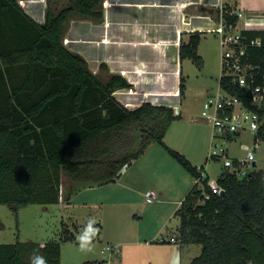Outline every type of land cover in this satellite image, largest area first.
I'll return each instance as SVG.
<instances>
[{
    "label": "trees",
    "instance_id": "trees-1",
    "mask_svg": "<svg viewBox=\"0 0 264 264\" xmlns=\"http://www.w3.org/2000/svg\"><path fill=\"white\" fill-rule=\"evenodd\" d=\"M103 2L69 0V6L58 14L48 7L41 25L17 0H0V205L15 213L28 205H56L63 174L87 186L115 183L125 168L159 143L197 181L176 213L180 244L202 248L189 264H264V171L254 169L239 177L223 168L216 185L225 195H217L209 177L203 176L204 167L194 166L164 143L180 114L170 106L150 102L136 109L125 107L115 93L132 85L117 74H110L103 83L90 72L83 56L63 45L72 17L102 21ZM226 17L229 23L237 22L236 17ZM202 34L196 32L187 42L181 41V64L190 59L203 67L198 55ZM248 35L264 38L260 32ZM253 55V62L264 71V48L254 50ZM101 70L108 68L102 64ZM221 85L241 95L239 88L223 79ZM175 88L171 96L161 95L168 104H173L171 98L185 96L182 71L179 94ZM259 114L255 140L264 143V109ZM63 235V242L75 240L68 228ZM36 250L48 264H61L57 242L0 244V264H30Z\"/></svg>",
    "mask_w": 264,
    "mask_h": 264
},
{
    "label": "rangeland",
    "instance_id": "rangeland-1",
    "mask_svg": "<svg viewBox=\"0 0 264 264\" xmlns=\"http://www.w3.org/2000/svg\"><path fill=\"white\" fill-rule=\"evenodd\" d=\"M131 1L133 0H104L100 7L103 13L102 21L96 22L73 16L66 27L63 45L74 53L82 54L88 62L90 72L103 83L109 80L111 73L109 69L101 70V65H106L103 59L108 54L106 50L110 48L109 44L117 40L114 35L111 36L114 40H110L109 27L117 22L118 28H125L138 25L144 20L141 15L123 13L131 11ZM225 2L229 8L248 15L261 14L264 11V0H225ZM17 3L41 25L45 23L48 7L54 14H58L69 6V0H17ZM186 13L188 15L186 19L193 16L192 19L200 23H197V26L189 25L188 27L184 20L183 28L188 27L189 29V32L184 33L181 27L176 25L172 29V15L168 14L164 26L165 30H173L172 35L166 30V36L160 42L165 44V48L168 46L176 49L180 38L187 42L190 35L196 32L203 33L198 49V55L203 60V67L199 68L190 59L183 61L182 72L186 80L185 96L182 100L171 98L173 104L171 101L169 104L170 107L179 111L181 118L173 122L164 143L182 154L194 166L204 167L205 174L209 177V184L214 185L217 177L223 171V161L210 160L208 163L206 162L211 154L213 129L202 119L201 112L204 102L217 94L219 80L222 77L219 37L206 28L213 27L210 19H207L209 23L205 20L207 17L215 20L217 14L215 11L202 12L197 7L187 9ZM146 25V22H142L143 27ZM180 25L182 24L180 23ZM204 28L209 31H202ZM98 31L101 37H98ZM123 33L122 29L118 36L125 38ZM120 41L127 45H133L131 40L124 41L122 39ZM140 89V91L130 90L126 94L136 93L137 97L135 98L139 97L141 99L139 103L142 104L153 102V100L159 102H154L156 105L168 104L167 98L163 99L161 95H150V97L144 90V86ZM165 95L169 96L170 94ZM118 96L121 98V93ZM254 136L253 132H244L231 141L228 144L229 157L244 160L247 153L253 150ZM150 150L149 153H146L148 155L141 156L125 168L124 176H121L116 183L89 187L73 182L65 175L62 180L61 201L56 205L23 206L17 213L13 212L9 206L0 205V221L3 226L0 228V244L19 242L27 246L33 244L43 246L47 243L57 242L61 244V264H84L107 260L104 259V256L110 257V251L102 254L101 250L108 243L131 242L138 236L145 241V238L154 237L158 228L165 224L169 236L178 237L180 241L177 231L180 221L176 217V213L179 209V201L188 195L195 179L161 144H153ZM255 159L256 167L253 168L251 165L249 171L254 169L264 171L263 142L260 144V149L255 152ZM122 184H126L131 192L126 190ZM147 192H154L155 195L150 204L146 201ZM89 218H95L102 226L99 228L102 235L100 237L99 233L95 238L93 251L84 253L79 251L76 236L87 224ZM64 228H68L74 234L75 240L62 241ZM134 234L138 236H132ZM162 241L160 240V242ZM156 243L160 244L157 241ZM188 246L190 249L184 247L181 264H189L201 254L200 245ZM120 250L121 253L117 256L123 264H151L149 258L158 254L156 247H150L147 251L141 248L137 249V247L129 249L128 246L122 245ZM115 257L112 258V261L117 260Z\"/></svg>",
    "mask_w": 264,
    "mask_h": 264
},
{
    "label": "crops",
    "instance_id": "crops-1",
    "mask_svg": "<svg viewBox=\"0 0 264 264\" xmlns=\"http://www.w3.org/2000/svg\"><path fill=\"white\" fill-rule=\"evenodd\" d=\"M226 6L227 4L225 0H133L131 1V8H130L131 11L129 12L127 11L123 13L126 14L133 13L136 15H141L144 18L142 22L143 23L146 22L147 25L143 27L142 22H139L138 25L135 24L134 26L118 28L116 22L114 23V25L111 24L112 26H110L108 29V36L110 40H114V38L111 37L112 35L117 37V40L112 41V43L109 44L110 48L106 50L108 54L105 55L103 61L104 63H106L111 74H117L123 76L132 85L131 89L117 91L115 93V97L125 107L129 109H136L142 105V103H139L141 99L139 97L138 99L135 98L137 97L136 93H134L135 95L130 93L126 94V92L130 90L140 91L141 90L140 88L144 86L145 88L144 90L148 92L149 96L150 95L159 96V95L171 94L173 92L172 89L176 87L175 89L178 91L179 94V83H180V76L182 71V64L179 57V48L183 38L179 39L180 41L176 49L172 47L169 48L168 46L167 48H165V44L163 42L162 43L160 42V40H163L164 37L166 36L165 34L166 30H168V32H171V35L173 31L171 29L165 30L164 24L166 22V15L168 14L172 15L171 18L173 24L172 29H174L176 25L178 27H181L184 33H187L189 32L188 31L189 25H193L194 27L198 25L197 23H200L199 21L192 19L193 16L189 19L188 18L186 19V17L188 16L186 13L187 9L191 7H197L200 8L202 12H212V11H217L219 7L224 8ZM184 20H186V23L188 24V27L186 28H183ZM180 23L182 25H180ZM122 29L124 32L123 37L125 38L118 36ZM97 35L98 37H101L100 32ZM121 38L124 39V41L131 40L133 42V45L131 46L124 44L122 41H120L122 40ZM80 55L82 56V54ZM120 93H121V98L118 96ZM177 99H180L179 95ZM150 103L154 104V100L153 102ZM130 105L132 107H129ZM173 109L175 110L176 115H178L179 111L175 108ZM151 148L152 145L147 149L145 154L149 153V151H151L150 150ZM124 171L122 172L121 176H124L125 174ZM64 177L65 174L62 175V180ZM94 186H98V185H93L89 187H94ZM122 186L125 187L126 190L131 192V189L126 184L125 185L122 184ZM61 191H62V185H61ZM183 200L184 198L181 199V201H179V209ZM97 227L102 228L100 224H97ZM178 229L179 228L177 227V231ZM167 231L168 228L167 225L165 224L158 228V231L154 235V237H150L149 239L145 238L144 239L145 241H143V239H141L138 235L134 234L132 236H138V237H135L134 238L135 240H132L131 242L126 241L125 243H117V244L108 243L106 244L105 247L117 248L119 250V255L121 253L120 248L122 245L128 246L129 249L133 247H137V249L141 248L147 251L148 249H150V247H156L157 249L156 251L158 254L155 256H151L149 258L151 264H174V261L177 259V257L179 258V264H181L184 247H189V246L181 245L179 238L175 236H169ZM99 233L101 237L102 235L101 230ZM171 238H175L177 240V243L175 244L171 243L170 242ZM160 240H163V242H160ZM156 241L159 242L161 245L157 244ZM104 248H102L101 250L102 254H104L103 252ZM118 256L117 257L104 256V259L107 260L103 262H105L104 264H123L122 260ZM114 257L117 258V260L112 261L113 260L112 258Z\"/></svg>",
    "mask_w": 264,
    "mask_h": 264
},
{
    "label": "built area",
    "instance_id": "built-area-1",
    "mask_svg": "<svg viewBox=\"0 0 264 264\" xmlns=\"http://www.w3.org/2000/svg\"><path fill=\"white\" fill-rule=\"evenodd\" d=\"M216 14L215 20L209 17L205 19L206 22L209 23L207 19H210L213 23L212 28H206L219 37L222 69L219 90L204 102L201 112L202 119L213 129V144L208 159L222 160L224 169L244 177L249 172V167L256 163L255 152L260 149L262 142L255 140V136L261 125L259 110L264 109V83H258L260 80L264 82V71L260 63L253 62V51L264 48V38L260 36L252 39L248 34H264V11L261 14L248 15L238 10L226 12L223 7H219ZM227 15L236 17L237 22L229 23ZM206 28L202 31L208 32ZM222 79L229 86L239 88L241 95H233L225 89L221 85ZM244 132L255 134L253 150L247 153L244 160L230 158L228 144ZM210 187L217 195L223 191L216 183ZM145 197L147 203H152L154 192H147ZM170 242L177 243L175 238H171ZM109 251V256L119 254L117 248L111 247H105L103 252Z\"/></svg>",
    "mask_w": 264,
    "mask_h": 264
},
{
    "label": "clouds",
    "instance_id": "clouds-1",
    "mask_svg": "<svg viewBox=\"0 0 264 264\" xmlns=\"http://www.w3.org/2000/svg\"><path fill=\"white\" fill-rule=\"evenodd\" d=\"M98 221L95 218H89L87 224L80 230L76 236L79 251L89 253L93 251L94 240L98 236L100 229L97 227ZM30 264H48V260L38 250L34 251L30 257ZM179 264V258L174 261Z\"/></svg>",
    "mask_w": 264,
    "mask_h": 264
},
{
    "label": "water",
    "instance_id": "water-1",
    "mask_svg": "<svg viewBox=\"0 0 264 264\" xmlns=\"http://www.w3.org/2000/svg\"><path fill=\"white\" fill-rule=\"evenodd\" d=\"M255 166H256V163H253V167H255ZM224 195H225V191L223 190V191H221L220 196L223 197Z\"/></svg>",
    "mask_w": 264,
    "mask_h": 264
}]
</instances>
